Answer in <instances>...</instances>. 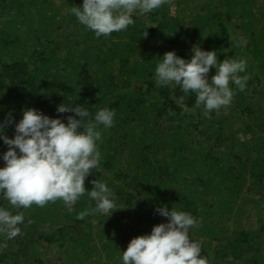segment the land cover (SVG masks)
<instances>
[{"label": "trees", "instance_id": "16d2710c", "mask_svg": "<svg viewBox=\"0 0 264 264\" xmlns=\"http://www.w3.org/2000/svg\"><path fill=\"white\" fill-rule=\"evenodd\" d=\"M81 4L0 0V121L12 117L4 135L13 137L27 107L65 123L75 114L57 112L60 103L87 107L85 122L100 107L115 112L110 128L98 125L100 163L71 211L59 198L28 208L0 199L24 217L20 234L0 236V264H123L131 238L167 221L159 204L196 218L189 235L210 264H264V0H166L99 37L69 11ZM194 45L216 50L218 61H246L245 89L230 81L231 103L207 115L195 93L155 84L163 54L188 60ZM214 73L210 66L209 80ZM7 147L0 139V154ZM94 179L118 209L78 219L95 206ZM245 216L257 225H244Z\"/></svg>", "mask_w": 264, "mask_h": 264}, {"label": "clouds", "instance_id": "9594fccd", "mask_svg": "<svg viewBox=\"0 0 264 264\" xmlns=\"http://www.w3.org/2000/svg\"><path fill=\"white\" fill-rule=\"evenodd\" d=\"M166 0H82L80 6L69 11L94 35L107 36L119 32L133 23L134 14L158 9ZM191 58L186 60L166 51L155 65L156 86L170 83L179 85L184 93H195V104H203L205 114L231 103L234 90L229 82L243 91L247 76H241L246 68L244 59L226 57L218 61L216 50H204L200 46L191 49ZM210 66L215 73L208 79ZM180 101L183 97L179 98ZM57 112H72L66 117H49L40 110L22 109L21 118L14 125V135H4L7 124L12 123L11 114L0 121V139L7 150L0 154L5 162L0 167V199H6L13 207L28 208L33 203L43 206L47 201L62 199L71 211V205L85 193V178L100 163L97 141L101 136L98 125L110 128L115 112L108 107L98 108L89 117V110L72 101L60 103ZM78 117V118H77ZM18 150V151H17ZM19 153V154H18ZM87 189L95 201L94 208L77 213L83 219L91 212L110 214L115 207V196L106 183L94 179ZM155 211L167 217L166 222L154 224L149 233L134 236L121 251L123 264H210L207 256L199 255L201 244L190 238L189 228L196 218L188 211L169 209L164 204ZM109 216V215H108ZM22 213H12L0 206V236L4 241L21 233ZM0 241V248L6 247Z\"/></svg>", "mask_w": 264, "mask_h": 264}, {"label": "rangeland", "instance_id": "374dc122", "mask_svg": "<svg viewBox=\"0 0 264 264\" xmlns=\"http://www.w3.org/2000/svg\"><path fill=\"white\" fill-rule=\"evenodd\" d=\"M199 2H200V4H202V3H204V2H208V0H199ZM173 9V11H174V8H172ZM71 31H73V30H71ZM69 32H70V30H69ZM62 37H64V34H62L61 35ZM165 205V204H164ZM254 214V213H253ZM246 217V216H245ZM243 222V224L244 225H250V226H252V227H254V226H256L257 224H256V222H257V217L256 216H252V217H246L245 219H243L242 220Z\"/></svg>", "mask_w": 264, "mask_h": 264}]
</instances>
